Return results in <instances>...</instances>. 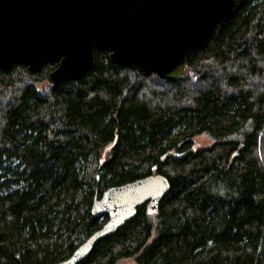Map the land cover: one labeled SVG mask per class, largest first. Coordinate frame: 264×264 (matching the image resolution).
<instances>
[{"label":"trees","instance_id":"obj_1","mask_svg":"<svg viewBox=\"0 0 264 264\" xmlns=\"http://www.w3.org/2000/svg\"><path fill=\"white\" fill-rule=\"evenodd\" d=\"M55 66L0 68V264L66 259L106 220L105 189L157 173L156 212L77 264H264V0H234L176 79L108 50L74 84H49Z\"/></svg>","mask_w":264,"mask_h":264},{"label":"water","instance_id":"obj_2","mask_svg":"<svg viewBox=\"0 0 264 264\" xmlns=\"http://www.w3.org/2000/svg\"><path fill=\"white\" fill-rule=\"evenodd\" d=\"M234 0H0V68L22 65L34 72L48 63L51 85L74 84L94 66L95 51L111 63L176 79L189 52L212 33ZM175 155L174 149L168 151ZM170 188L150 174L105 189L91 205L106 216L68 256L53 264H77L100 239L114 233L145 206L153 214Z\"/></svg>","mask_w":264,"mask_h":264},{"label":"rangeland","instance_id":"obj_3","mask_svg":"<svg viewBox=\"0 0 264 264\" xmlns=\"http://www.w3.org/2000/svg\"><path fill=\"white\" fill-rule=\"evenodd\" d=\"M193 143L198 147H203L211 144L213 140L205 133L198 134L192 138ZM118 264H133V259H125Z\"/></svg>","mask_w":264,"mask_h":264},{"label":"bare ground","instance_id":"obj_4","mask_svg":"<svg viewBox=\"0 0 264 264\" xmlns=\"http://www.w3.org/2000/svg\"><path fill=\"white\" fill-rule=\"evenodd\" d=\"M220 20H221V19H220ZM220 20H219V21H220Z\"/></svg>","mask_w":264,"mask_h":264}]
</instances>
